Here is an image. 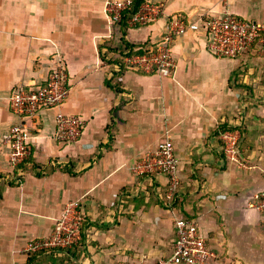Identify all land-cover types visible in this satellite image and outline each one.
I'll return each instance as SVG.
<instances>
[{"label": "crops", "instance_id": "obj_1", "mask_svg": "<svg viewBox=\"0 0 264 264\" xmlns=\"http://www.w3.org/2000/svg\"><path fill=\"white\" fill-rule=\"evenodd\" d=\"M109 1L122 0H0V264L153 263L170 253L177 218L197 225L215 253L209 264H264V221L246 208L264 191V57L252 48L216 58L197 31L173 41L170 77L123 66L125 56L161 40L170 17L194 22L226 8L264 23V0H144L163 11L126 29L133 49L109 22ZM58 60L69 77L61 112L81 116L82 133L58 143L59 111L40 110L25 125L31 154L12 170L8 97L44 83ZM232 128L241 166L222 153L219 132ZM165 138L179 161L172 196L165 176L131 171ZM70 202L84 217L77 245L25 253L27 243L52 234Z\"/></svg>", "mask_w": 264, "mask_h": 264}, {"label": "built area", "instance_id": "obj_2", "mask_svg": "<svg viewBox=\"0 0 264 264\" xmlns=\"http://www.w3.org/2000/svg\"><path fill=\"white\" fill-rule=\"evenodd\" d=\"M132 0L109 1L105 5L110 24H118L124 11ZM161 4L144 2L130 15L129 27L146 26L156 21L162 14ZM203 31L206 36V50L220 59H236L254 48L258 55L264 56V23H257L237 17L228 9L219 15H211L194 22L182 16L170 17L166 32L161 40L142 54H130L123 59V66L128 70L160 77H170L175 70L172 56L173 41L188 32ZM69 95V77L65 66L58 60L44 83L38 86H18L8 97V107L15 122L4 135L9 143L8 165L12 170L27 161L31 154L28 143L26 121L34 119L43 109H57L55 118V139L60 144L74 143L81 135L84 120L79 115H68L61 108ZM222 153L230 162L241 166L239 155L240 133L236 128L219 132ZM179 161L169 139H163L153 151L137 160L131 167L137 176L163 175L168 181V193L173 195L179 184ZM248 210L261 215L264 221V191L254 195L246 204ZM83 214L77 202L65 205L60 217L55 222L52 234L25 245V253L67 251L77 245L81 239ZM174 241L168 255L156 262H136L133 264H209L215 253L208 246L206 238L197 225L190 220L177 218L174 222Z\"/></svg>", "mask_w": 264, "mask_h": 264}, {"label": "trees", "instance_id": "obj_3", "mask_svg": "<svg viewBox=\"0 0 264 264\" xmlns=\"http://www.w3.org/2000/svg\"><path fill=\"white\" fill-rule=\"evenodd\" d=\"M142 3H144V0H132V3L128 7V9L122 13L121 21H120V23H118L120 26V32H121V41L120 42H121V45H123L124 49H133V46L131 47L128 43H126L124 41L123 36H124L126 29L130 28L128 26V20L130 18V15L134 14L138 10V8L140 7V5ZM119 52H123V50L119 49Z\"/></svg>", "mask_w": 264, "mask_h": 264}, {"label": "rangeland", "instance_id": "obj_4", "mask_svg": "<svg viewBox=\"0 0 264 264\" xmlns=\"http://www.w3.org/2000/svg\"><path fill=\"white\" fill-rule=\"evenodd\" d=\"M262 56V55H261ZM264 57V56H263Z\"/></svg>", "mask_w": 264, "mask_h": 264}]
</instances>
